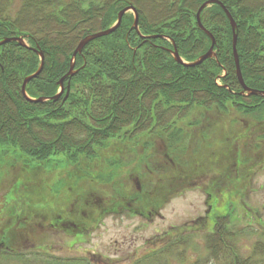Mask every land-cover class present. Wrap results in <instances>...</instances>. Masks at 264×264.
<instances>
[{
    "label": "trees",
    "instance_id": "16d2710c",
    "mask_svg": "<svg viewBox=\"0 0 264 264\" xmlns=\"http://www.w3.org/2000/svg\"><path fill=\"white\" fill-rule=\"evenodd\" d=\"M16 1L0 0V42L21 37L27 45L0 46L1 148L19 150L38 163H49L60 155L91 158L98 147L123 136L174 129L178 140L175 124L195 107L224 109L231 104L252 114L264 106L263 96L241 94L232 25L220 4H211L201 14L203 26L216 40V57L196 67L176 62L175 46L188 63L212 46L197 20L199 9L211 0H90L87 9L82 0H21L13 15ZM217 1L237 24V50L246 85L264 91V0ZM130 6L138 12V30L135 15L128 13L114 33L90 42L76 56L75 73L65 79L59 99L37 103L23 94L24 80L39 70L43 53L44 68L27 85V95L32 100L57 95L80 42L113 27L118 14ZM216 230L208 237V248L211 259L218 261L226 248L227 226ZM259 255H264V248L257 247L244 262L237 257L233 262L261 264L253 259ZM150 258L161 264V256H146L142 261Z\"/></svg>",
    "mask_w": 264,
    "mask_h": 264
},
{
    "label": "rangeland",
    "instance_id": "374dc122",
    "mask_svg": "<svg viewBox=\"0 0 264 264\" xmlns=\"http://www.w3.org/2000/svg\"><path fill=\"white\" fill-rule=\"evenodd\" d=\"M82 1L87 9L90 0ZM174 128L178 140L174 129L144 132L111 139L91 158L49 163L0 147L1 264H52L45 253L71 264H154L142 261L152 255L161 264H211L208 237L223 225L226 248L214 264L252 258L264 248V106L252 114L231 104L195 107ZM131 200L144 216L124 209ZM60 214L75 223L88 217V231L81 238L56 232L49 224ZM256 258L264 264V255Z\"/></svg>",
    "mask_w": 264,
    "mask_h": 264
},
{
    "label": "water",
    "instance_id": "95a60500",
    "mask_svg": "<svg viewBox=\"0 0 264 264\" xmlns=\"http://www.w3.org/2000/svg\"><path fill=\"white\" fill-rule=\"evenodd\" d=\"M220 4L223 9L225 10L227 16L229 17L230 19V22H231V25H232V30H233V52H234V57H235V61H236V68H237V76H238V79L242 85V88H243V92L241 93L242 95H245V93H248V94H253V95H257V96H263L264 97V91H257V90H253V89H250L245 81H244V78H243V75H242V71H241V67H240V61H239V55H238V50H237V43H238V35H237V24L234 20V18L232 17L231 13L226 9V7L219 1L217 0H211V1H208L206 3H204L202 5V7L199 9L198 11V14H197V20H198V25L200 27L201 30H203L207 35H209V37L212 39V46L210 47L209 51L204 54L203 56H201L198 60H196L195 62L193 63H187L185 62L181 56L179 55L178 53V50L175 46V50L173 52V56L176 60L177 63L181 64V65H184L186 67H196V66H199L201 64H203L206 60L208 59H213L216 57V52L214 51L215 49V45H216V40L214 38V36L203 26L202 24V21H201V14L203 12V10L205 8H207L208 6H210L211 4ZM129 11H132L135 15V23H134V27L138 30L139 28V25H138V22H139V15H138V12L136 10V8H134L133 6H130V7H127L125 9H123L119 14H118V21L117 23L111 27L110 29L108 30H104V31H101V32H98L94 35H90L86 38H84L78 48L76 49L75 53H74V59H73V62H72V65H71V68H70V72L68 73V75H66L64 78H62L59 82V85H60V91L57 95H55L54 97L52 98H49V99H44V98H40V99H37V100H32L28 97L27 95V85L34 79H36L39 74L41 73V71L43 70L44 68V62H45V57H44V54L43 53H40V57H41V65H40V68L39 70L27 77L25 80H24V83H23V86H22V92L23 94L32 102H37V103H40V102H45V101H48V100H57L59 99L63 93L65 92V85H64V81L67 77L71 76V75H74L75 73V58L78 54H81L84 50V48L92 41L96 40V39H99V38H102V37H106V36H109L111 35L112 33H114L121 25L122 23V20L124 18V16L129 12ZM11 42H18L20 45L22 46H27L24 39L23 38H7V39H4L3 41L0 42V46L3 45V44H6V43H11ZM68 92L70 90V85L68 87Z\"/></svg>",
    "mask_w": 264,
    "mask_h": 264
},
{
    "label": "flooded vegetation",
    "instance_id": "af4514ba",
    "mask_svg": "<svg viewBox=\"0 0 264 264\" xmlns=\"http://www.w3.org/2000/svg\"><path fill=\"white\" fill-rule=\"evenodd\" d=\"M169 149H167V147L165 148V151H167ZM164 151V149H163ZM168 153H166V157L168 158ZM139 179H137V185H138V181ZM163 187V186H162ZM162 191L160 192V201H162L163 203L165 202L164 200H166L167 196H168V192H167V186L162 188L161 189ZM164 191L166 192V194H164ZM81 197V195H80ZM80 198H76L74 200V204H76L78 201H79ZM137 200V199H135ZM86 204H87V208H88V205L90 204L88 201H85ZM116 202H120V200H116ZM97 205L99 208L101 209H104L103 207V203H101L100 201H97L96 203H94V205ZM118 204H113V207L114 209H118L119 207L117 206ZM137 204H139V206H141V203H137L136 201L134 200H131L129 203L128 202H123L122 205L124 206V209H128L130 212H134L133 214H138L140 216H144L145 213L141 212V210L136 206ZM75 209V207H74ZM72 215L76 216L78 214V212L76 211H72L71 212ZM88 212L84 211L83 209H81V215H87ZM74 220H78L77 218H73ZM50 227L55 230L56 232L58 233H65V234H70L72 233L73 235H75L76 237H82L85 233V231L87 230L88 231V217H83L80 219V223H75V222H72V220L70 221H67L64 219V217L60 214V216L57 217V219L53 222H51L50 224ZM57 233V234H58ZM71 235V234H70ZM7 240L4 239L3 241V244L2 246L5 247V248H8L7 246ZM42 249L40 250H43V251H49V249H47V246H43L41 247ZM53 250V249H51ZM54 251V250H53ZM46 256H48L50 259L52 260H55L56 258H58V256L56 254H51V255H48L45 253ZM37 256L40 257V252L37 253ZM57 256V257H56ZM49 259V260H50Z\"/></svg>",
    "mask_w": 264,
    "mask_h": 264
}]
</instances>
